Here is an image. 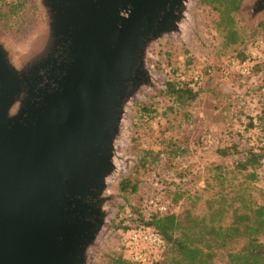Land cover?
<instances>
[{"label": "water", "instance_id": "95a60500", "mask_svg": "<svg viewBox=\"0 0 264 264\" xmlns=\"http://www.w3.org/2000/svg\"><path fill=\"white\" fill-rule=\"evenodd\" d=\"M34 1L25 44L0 33V264H89L128 107L157 85L153 48L186 37L193 0Z\"/></svg>", "mask_w": 264, "mask_h": 264}, {"label": "rangeland", "instance_id": "374dc122", "mask_svg": "<svg viewBox=\"0 0 264 264\" xmlns=\"http://www.w3.org/2000/svg\"><path fill=\"white\" fill-rule=\"evenodd\" d=\"M216 1L193 0L186 37L153 48L157 85L128 107L116 197L89 264H114L123 227L145 223L154 212L151 196L168 206L164 213L180 216V234L199 245L214 242L200 224L211 209L218 210V222L229 224L235 210L264 204V15L251 19L252 0H237L238 10L235 2ZM38 16L34 0H0V33L21 46ZM196 66L212 70L192 89L194 97L168 91L169 83L185 87ZM252 152L261 164L242 168ZM127 177L138 183L136 191L120 190ZM246 240L215 247V264H229L228 252Z\"/></svg>", "mask_w": 264, "mask_h": 264}, {"label": "trees", "instance_id": "16d2710c", "mask_svg": "<svg viewBox=\"0 0 264 264\" xmlns=\"http://www.w3.org/2000/svg\"><path fill=\"white\" fill-rule=\"evenodd\" d=\"M211 1L217 2L216 0ZM229 2H233V4L235 2L234 9H239L240 4L237 0H229ZM220 10L225 12V10ZM229 36L235 37V32H231ZM184 84L185 87H178L175 83H169L168 91L180 96L187 94L194 97L193 88L188 85V82ZM224 152L227 153V150ZM255 164H261V162L257 154L252 152L250 158L243 162L241 167L247 169L249 165L254 166ZM137 189L138 183L130 177L124 178L120 182V190L123 192L136 191ZM217 212V209H211V213L200 220L201 228L210 238L214 239V242L209 243L207 240L205 245H199L189 236L180 234L182 230L179 215L154 210L145 224L157 229L166 240L164 258L158 264H215L217 255L215 247L227 248L228 243L238 238L247 240L239 250L228 252L229 264H264V244L260 242V236L264 234V204L250 206L249 210L244 212L235 210L229 224L218 222L215 217ZM123 229L126 230L128 227L125 226ZM113 262L114 264H137L125 259L122 250L119 251Z\"/></svg>", "mask_w": 264, "mask_h": 264}, {"label": "built area", "instance_id": "2783aa9c", "mask_svg": "<svg viewBox=\"0 0 264 264\" xmlns=\"http://www.w3.org/2000/svg\"><path fill=\"white\" fill-rule=\"evenodd\" d=\"M211 68L202 69L196 66L191 70L188 85L192 88L201 83ZM151 209L167 212L168 206L160 203L154 196L147 199ZM120 250L125 259L137 264H158L162 262L166 251V240L155 228L145 224H137L120 232Z\"/></svg>", "mask_w": 264, "mask_h": 264}]
</instances>
